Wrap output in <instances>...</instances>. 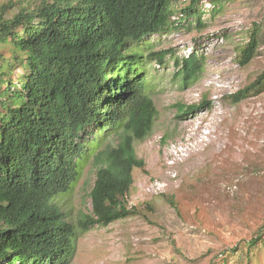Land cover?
I'll return each instance as SVG.
<instances>
[{
	"label": "trees",
	"instance_id": "obj_1",
	"mask_svg": "<svg viewBox=\"0 0 264 264\" xmlns=\"http://www.w3.org/2000/svg\"><path fill=\"white\" fill-rule=\"evenodd\" d=\"M176 1L9 0L0 7V264L71 263L77 233L59 199L88 165L92 211L80 229L135 215L124 199L143 165L134 143L150 135L157 117L156 81L151 72H130L128 82L109 87L108 69L123 59L158 68L171 60L180 71L174 77L190 82L204 65L195 50L143 56L135 47L191 30L192 21L204 29L226 0H188L181 9ZM259 31L240 49L239 66L257 56ZM262 93L264 72L230 101Z\"/></svg>",
	"mask_w": 264,
	"mask_h": 264
},
{
	"label": "rangeland",
	"instance_id": "obj_2",
	"mask_svg": "<svg viewBox=\"0 0 264 264\" xmlns=\"http://www.w3.org/2000/svg\"><path fill=\"white\" fill-rule=\"evenodd\" d=\"M188 3L179 0L174 7ZM207 21L204 29L192 21L191 30L135 47L143 56L195 50L204 65L190 82L174 77L180 71L171 60L158 68L123 59L108 69L109 87L128 82L130 72H151L157 117L150 135L134 143L143 165L133 170L124 201L135 215L106 228L80 229L92 211L91 165L59 199L77 233L70 264H264V239L247 245L264 238V93L230 101L264 72V0H226ZM255 26L258 54L241 67L236 57ZM181 106L188 109L183 115Z\"/></svg>",
	"mask_w": 264,
	"mask_h": 264
},
{
	"label": "built area",
	"instance_id": "obj_3",
	"mask_svg": "<svg viewBox=\"0 0 264 264\" xmlns=\"http://www.w3.org/2000/svg\"><path fill=\"white\" fill-rule=\"evenodd\" d=\"M190 51L189 50H186V51H183V57H188Z\"/></svg>",
	"mask_w": 264,
	"mask_h": 264
},
{
	"label": "clouds",
	"instance_id": "obj_4",
	"mask_svg": "<svg viewBox=\"0 0 264 264\" xmlns=\"http://www.w3.org/2000/svg\"><path fill=\"white\" fill-rule=\"evenodd\" d=\"M178 56H181V57H182V56H183V54L181 53V54H179Z\"/></svg>",
	"mask_w": 264,
	"mask_h": 264
}]
</instances>
